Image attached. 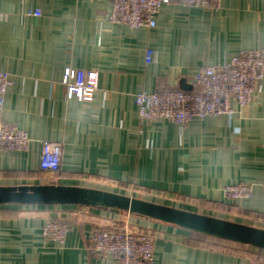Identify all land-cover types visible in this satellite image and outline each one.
<instances>
[{
  "label": "crops",
  "instance_id": "crops-1",
  "mask_svg": "<svg viewBox=\"0 0 264 264\" xmlns=\"http://www.w3.org/2000/svg\"><path fill=\"white\" fill-rule=\"evenodd\" d=\"M110 9L111 0H0V69L14 81L1 118L33 140L28 153L0 151V186L97 188L264 228V79L248 106L183 125L141 123L135 105L142 91H191L198 70L263 47L264 0H223L218 11L169 4L154 29L112 24ZM67 67L98 72L92 102L67 98ZM44 140L63 144L58 180L41 176ZM239 183L254 184L252 197L228 201L224 188ZM51 217L70 224L62 247L42 237ZM125 222L155 233L154 264H264V250L227 240L86 207L21 205H0V264H114L88 251V237Z\"/></svg>",
  "mask_w": 264,
  "mask_h": 264
},
{
  "label": "built area",
  "instance_id": "built-area-1",
  "mask_svg": "<svg viewBox=\"0 0 264 264\" xmlns=\"http://www.w3.org/2000/svg\"><path fill=\"white\" fill-rule=\"evenodd\" d=\"M179 3L188 7L218 11L223 0H111L108 15L112 24L129 28L157 26V16L166 5ZM35 16L42 12L36 10ZM154 51L145 50V63L151 64ZM264 79V46L254 50H242L227 63L206 66L192 77L194 89H163L155 92L142 91L135 95V105L141 123L166 121L183 125L192 120H205L210 116L231 115L232 102L240 107L248 106ZM61 83L67 98H77L90 103L99 87V75L94 70L85 71L71 67L62 71ZM14 81L8 71L0 69V151L28 153L33 140L28 132L15 128L1 118L5 98ZM40 171L52 172L56 180L61 176L63 144L41 141ZM264 192V181L257 184ZM254 184L239 183L224 188L228 201L249 200ZM95 226L88 237V251L102 260L114 259V264H154L156 258L155 233L134 231L128 222ZM120 224V223H119ZM70 224L62 218H47L41 232L45 242L64 246ZM250 264H256L251 262Z\"/></svg>",
  "mask_w": 264,
  "mask_h": 264
},
{
  "label": "water",
  "instance_id": "water-1",
  "mask_svg": "<svg viewBox=\"0 0 264 264\" xmlns=\"http://www.w3.org/2000/svg\"><path fill=\"white\" fill-rule=\"evenodd\" d=\"M0 205L86 207L264 250L262 227L97 188L60 184L0 186Z\"/></svg>",
  "mask_w": 264,
  "mask_h": 264
},
{
  "label": "rangeland",
  "instance_id": "rangeland-1",
  "mask_svg": "<svg viewBox=\"0 0 264 264\" xmlns=\"http://www.w3.org/2000/svg\"><path fill=\"white\" fill-rule=\"evenodd\" d=\"M41 176L44 177V178H47L49 181L56 180V175L54 173H52V172H47V173L46 172L45 173L41 172Z\"/></svg>",
  "mask_w": 264,
  "mask_h": 264
},
{
  "label": "trees",
  "instance_id": "trees-1",
  "mask_svg": "<svg viewBox=\"0 0 264 264\" xmlns=\"http://www.w3.org/2000/svg\"><path fill=\"white\" fill-rule=\"evenodd\" d=\"M76 208V207H75ZM113 215V214H112ZM116 216V215H115Z\"/></svg>",
  "mask_w": 264,
  "mask_h": 264
}]
</instances>
